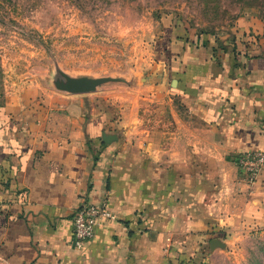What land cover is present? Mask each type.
<instances>
[{
    "label": "rangeland",
    "instance_id": "rangeland-1",
    "mask_svg": "<svg viewBox=\"0 0 264 264\" xmlns=\"http://www.w3.org/2000/svg\"><path fill=\"white\" fill-rule=\"evenodd\" d=\"M243 20L252 28L244 44L264 43V0H0V107H29V133L50 138L63 126L62 98L85 97L145 186L196 177L204 200L223 202L222 190L231 200L238 181L258 178L241 154L210 142L209 123L184 101L174 50L237 46ZM68 80L100 83L70 93ZM178 264H264V226L209 232L199 256Z\"/></svg>",
    "mask_w": 264,
    "mask_h": 264
},
{
    "label": "crops",
    "instance_id": "crops-1",
    "mask_svg": "<svg viewBox=\"0 0 264 264\" xmlns=\"http://www.w3.org/2000/svg\"><path fill=\"white\" fill-rule=\"evenodd\" d=\"M251 30L241 21L237 46L218 53L203 40L174 50L184 101L233 157L264 150V43L244 44ZM57 108L63 126L50 138L29 133V107L0 110V264H178L199 256L209 232L264 226V171L254 185L238 181L231 200L221 189L223 202L218 193L204 200L196 177L151 189L85 97L65 96ZM86 202H106L116 221L78 250L73 216Z\"/></svg>",
    "mask_w": 264,
    "mask_h": 264
},
{
    "label": "built area",
    "instance_id": "built-area-1",
    "mask_svg": "<svg viewBox=\"0 0 264 264\" xmlns=\"http://www.w3.org/2000/svg\"><path fill=\"white\" fill-rule=\"evenodd\" d=\"M240 162L250 177L255 181L264 171V150L244 151L241 153ZM116 221L115 215L108 209L107 203H84L73 216V246L81 250L91 241L98 227L103 223Z\"/></svg>",
    "mask_w": 264,
    "mask_h": 264
},
{
    "label": "water",
    "instance_id": "water-1",
    "mask_svg": "<svg viewBox=\"0 0 264 264\" xmlns=\"http://www.w3.org/2000/svg\"><path fill=\"white\" fill-rule=\"evenodd\" d=\"M100 83L99 80L95 81H77V80H68L70 93L78 92V93H89L96 89L98 84Z\"/></svg>",
    "mask_w": 264,
    "mask_h": 264
},
{
    "label": "trees",
    "instance_id": "trees-1",
    "mask_svg": "<svg viewBox=\"0 0 264 264\" xmlns=\"http://www.w3.org/2000/svg\"><path fill=\"white\" fill-rule=\"evenodd\" d=\"M2 109V107H0V110Z\"/></svg>",
    "mask_w": 264,
    "mask_h": 264
}]
</instances>
